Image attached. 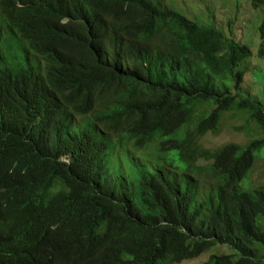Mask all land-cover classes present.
<instances>
[{"label":"trees","instance_id":"trees-1","mask_svg":"<svg viewBox=\"0 0 264 264\" xmlns=\"http://www.w3.org/2000/svg\"><path fill=\"white\" fill-rule=\"evenodd\" d=\"M254 55L161 0H0V264H180L220 244L235 253L209 264H264V185L239 190L264 136L200 143L231 112L264 134V103L236 92ZM155 140L169 160L114 172L113 147Z\"/></svg>","mask_w":264,"mask_h":264},{"label":"rangeland","instance_id":"rangeland-1","mask_svg":"<svg viewBox=\"0 0 264 264\" xmlns=\"http://www.w3.org/2000/svg\"><path fill=\"white\" fill-rule=\"evenodd\" d=\"M167 7H174L188 18L201 25L215 27L226 34L229 40H237L250 45L255 55L242 63L240 69H246L245 82L239 90L243 96L264 103V59L258 56L260 47V27L264 22V8L256 9L252 0H161ZM239 70V69H238ZM228 87L235 90L233 79L228 80ZM204 110L211 109L208 105ZM263 132L259 125L245 113L231 112L224 116L221 131L210 132L200 139L204 148L217 150L227 144L247 145L254 139L262 138ZM113 147L111 166L116 173L129 175L135 168L134 163L143 167H158L159 163L169 160L168 152L162 151L161 142L155 140L144 147L133 142ZM213 161L201 160L199 165L206 166L205 174L196 175L198 185L203 193L217 184V180L206 172ZM264 185V149L257 153L256 163L252 171L241 182L240 192H252ZM230 245H218L201 257L187 260L180 264H209L214 254H233Z\"/></svg>","mask_w":264,"mask_h":264},{"label":"clouds","instance_id":"clouds-1","mask_svg":"<svg viewBox=\"0 0 264 264\" xmlns=\"http://www.w3.org/2000/svg\"><path fill=\"white\" fill-rule=\"evenodd\" d=\"M253 1V0H252ZM164 3V2H163ZM253 5H254V2H253ZM255 6V5H254ZM174 8V7H173ZM255 8L256 9H260V8H264V7H256L255 6ZM184 14V13H183ZM187 17V16H186ZM188 18V17H187ZM190 19V18H189ZM190 20H192V19H190ZM200 24V23H199ZM205 26V25H204ZM261 28V27H260ZM219 30V29H218ZM260 32H261V30H260ZM261 40V39H260ZM17 44H19V45H21L22 46V48H24V47H28V48H31V49H33L32 48V46L30 45V43L27 41V40H25V39H23V38H21L19 41H18V43ZM34 50V49H33ZM259 56V55H258ZM5 65H7V64H5ZM247 74V73H246ZM264 136V135H263ZM63 160H65V161H67V163L69 162L68 161V157H63L62 158ZM201 257V256H200ZM199 258V257H198Z\"/></svg>","mask_w":264,"mask_h":264},{"label":"bare ground","instance_id":"bare-ground-1","mask_svg":"<svg viewBox=\"0 0 264 264\" xmlns=\"http://www.w3.org/2000/svg\"><path fill=\"white\" fill-rule=\"evenodd\" d=\"M39 23V22H38ZM33 25V24H32ZM43 25V24H42ZM45 32V31H44ZM99 32V31H98ZM33 33V32H32ZM101 33V32H100ZM44 43V42H43ZM43 46V45H42ZM19 50V49H18ZM4 56V55H3ZM37 59V58H36ZM44 67V66H43ZM30 68V67H29ZM9 69V68H8ZM33 69V68H32ZM37 74V73H36ZM14 76V75H13ZM1 78V77H0ZM41 80V79H40ZM62 88V87H61ZM119 88V87H118ZM71 90V89H70ZM72 95V94H71ZM73 97V96H72ZM71 97V98H72ZM1 99V98H0ZM10 101V100H9ZM17 101V100H16ZM55 101V100H54ZM20 103V102H19ZM50 103V102H49ZM16 107V106H15ZM18 108H19V106H18ZM103 108V107H102ZM113 110V109H112ZM48 112H50V111H48ZM22 116V115H21ZM21 118V117H20ZM10 119V118H9ZM108 125V124H107ZM69 126V125H68ZM46 137V136H45ZM2 141V140H1ZM103 149H104V147H103Z\"/></svg>","mask_w":264,"mask_h":264}]
</instances>
